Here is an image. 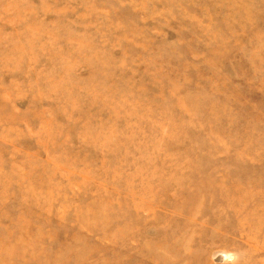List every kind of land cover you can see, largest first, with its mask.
I'll return each mask as SVG.
<instances>
[{
	"label": "rangeland",
	"instance_id": "1",
	"mask_svg": "<svg viewBox=\"0 0 264 264\" xmlns=\"http://www.w3.org/2000/svg\"><path fill=\"white\" fill-rule=\"evenodd\" d=\"M0 264H264V0H0Z\"/></svg>",
	"mask_w": 264,
	"mask_h": 264
},
{
	"label": "bare ground",
	"instance_id": "2",
	"mask_svg": "<svg viewBox=\"0 0 264 264\" xmlns=\"http://www.w3.org/2000/svg\"><path fill=\"white\" fill-rule=\"evenodd\" d=\"M197 193L199 194V192H198V190H197ZM200 199V198H199ZM148 244H149V242H148ZM121 253H122V251H120ZM224 255V254H223ZM224 256H226V255H224ZM223 256V257H224ZM228 257V256H227ZM153 258V257H152ZM218 259H221V257H218Z\"/></svg>",
	"mask_w": 264,
	"mask_h": 264
}]
</instances>
